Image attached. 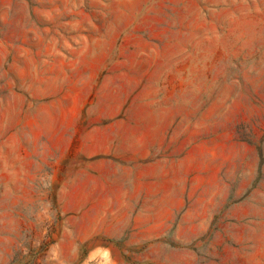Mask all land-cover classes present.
<instances>
[{
	"label": "rangeland",
	"instance_id": "rangeland-1",
	"mask_svg": "<svg viewBox=\"0 0 264 264\" xmlns=\"http://www.w3.org/2000/svg\"><path fill=\"white\" fill-rule=\"evenodd\" d=\"M0 264H264V0H0Z\"/></svg>",
	"mask_w": 264,
	"mask_h": 264
}]
</instances>
